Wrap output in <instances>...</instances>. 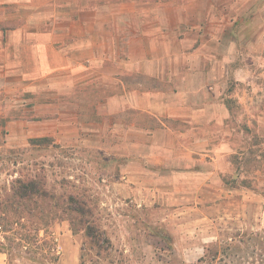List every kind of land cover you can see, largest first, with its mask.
Here are the masks:
<instances>
[{
  "label": "rangeland",
  "instance_id": "374dc122",
  "mask_svg": "<svg viewBox=\"0 0 264 264\" xmlns=\"http://www.w3.org/2000/svg\"><path fill=\"white\" fill-rule=\"evenodd\" d=\"M254 1L0 0V203L31 182L54 197L32 204L33 216L21 223L11 210L0 218L6 264H54L58 225L83 241V264H264V6ZM159 15L168 20L161 25L168 52L156 44L147 75L131 66L128 51L144 25H160ZM224 29L230 34L221 37ZM49 32L59 51L87 42L113 55L94 67L73 61L63 68L48 54ZM215 35L226 49L210 55ZM210 56L229 67L233 165L225 181L234 193L247 192L248 211L156 223L161 204L140 206L122 178L128 154H139L145 141L142 132L128 134L129 118L151 125L129 108L128 96L195 88L191 69ZM81 207L87 212H75ZM36 227L47 232L43 243L26 240Z\"/></svg>",
  "mask_w": 264,
  "mask_h": 264
},
{
  "label": "crops",
  "instance_id": "0c3cea01",
  "mask_svg": "<svg viewBox=\"0 0 264 264\" xmlns=\"http://www.w3.org/2000/svg\"><path fill=\"white\" fill-rule=\"evenodd\" d=\"M87 3L82 1L80 5L85 6ZM253 3L264 6L263 0L259 2L255 0ZM159 19V26L144 25L140 31L143 35H138L130 42L128 51L132 56L130 64L137 72L144 71L142 73L148 75L147 65L152 63L149 54L156 52H153L156 50L154 48L156 44L164 45L163 52H168L166 40L170 35L164 30L167 26H161L168 22L164 20L167 16L159 15ZM153 31L157 35L154 37L157 38L154 40L157 42L154 43L151 36ZM31 34L39 36L36 30ZM228 34L229 31L224 29L221 37ZM47 35L51 39L47 44L48 54H52L53 59L55 57L56 64L58 59L62 60L63 68H66V65L71 67L73 61L80 64L87 61L94 67L97 64L95 62L105 60L104 56L108 58L109 55H113L107 53L101 45L87 42L82 45L84 48L67 49L64 46L59 51L53 40L55 34L49 32ZM259 35L264 38V29ZM218 38V35L213 37L217 46L209 49L210 55L212 52L218 53L221 48L226 49L222 47L225 46L224 42ZM179 48L183 51V45ZM159 51L161 53L162 50ZM209 60L207 66L199 63L196 68L192 67L191 70L196 69L198 76L195 88L172 95L159 89L135 91L128 96L129 108L137 110L138 114L141 112L143 118L149 120L151 125L137 126L136 120L133 117L129 118L128 134L142 132L145 141L139 154H128L126 160L128 168L122 171V178L128 182V196L133 197L140 206L155 207L161 204L160 221L156 219V223L167 224L172 221V217L183 221L179 219V215L182 216L184 213L197 215L199 220L202 219L199 215H208L207 220L211 221L210 216L216 212L221 215L224 209L231 212L236 210L241 217L248 211L247 192L242 190L241 193H234L235 191L225 181L226 172L231 170L233 165V149L230 143L233 134V113L228 104L233 96L226 92L229 67L225 63H216L214 56H210ZM149 75L156 78L154 80L157 82L162 81L160 74ZM259 90L264 93V84H259ZM261 131L264 134V130ZM54 233L59 235L54 241L56 242L54 264H83V241L69 228L66 229L65 225H58ZM43 234L46 236L47 232L41 229L38 244L43 243L45 237ZM184 243L179 240L175 245ZM191 244L195 245V242ZM8 258L9 253L1 252L0 264H6Z\"/></svg>",
  "mask_w": 264,
  "mask_h": 264
},
{
  "label": "trees",
  "instance_id": "16d2710c",
  "mask_svg": "<svg viewBox=\"0 0 264 264\" xmlns=\"http://www.w3.org/2000/svg\"><path fill=\"white\" fill-rule=\"evenodd\" d=\"M38 192L39 191H38L37 187H35L34 182H31L28 186L19 187V188L15 189V193L12 194L11 198H8V199L4 200L3 203H0V206H2L0 208L1 221L6 220L5 217L8 215L7 213L9 210L13 211V216H15V221H13L14 223H16V224H17V222L21 223L22 219H23V221H26V220H28V219H26V217L33 216L34 212L31 211L32 204H36L39 200L54 199V197L50 193H45V192L44 193H38ZM23 203L29 204L27 209H24V208L21 209V205H23ZM84 209L85 208L81 207V208H76L74 210H75V212H77L79 214H83V213L87 212ZM0 228L1 229L3 228L2 224H0ZM40 230H41V228L36 227L34 229V232H33L34 234L33 235H31L32 233L29 234L30 238H26V240L31 241L33 238L38 239ZM90 231L92 232V229ZM90 234H92V233H90ZM89 236H91V235H89ZM4 240H7V238L5 237ZM18 240H20L22 242H26L22 238L21 239L19 238ZM35 241L36 240H34V241L32 240V243L35 244ZM27 243H29V242H27ZM28 245L29 244H27V246L24 245V247L28 248ZM1 252L9 253L6 250L4 243H2V242H0V253Z\"/></svg>",
  "mask_w": 264,
  "mask_h": 264
}]
</instances>
